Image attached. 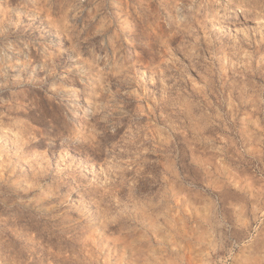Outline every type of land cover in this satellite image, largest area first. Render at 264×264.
<instances>
[{
    "label": "rangeland",
    "instance_id": "1",
    "mask_svg": "<svg viewBox=\"0 0 264 264\" xmlns=\"http://www.w3.org/2000/svg\"><path fill=\"white\" fill-rule=\"evenodd\" d=\"M178 2L0 0V142L40 183L0 175V264H264V0ZM87 78L99 146L54 154Z\"/></svg>",
    "mask_w": 264,
    "mask_h": 264
},
{
    "label": "clouds",
    "instance_id": "2",
    "mask_svg": "<svg viewBox=\"0 0 264 264\" xmlns=\"http://www.w3.org/2000/svg\"><path fill=\"white\" fill-rule=\"evenodd\" d=\"M45 7H47V0H45ZM173 7L177 8V10L180 9L181 5L178 0ZM182 24L190 27V25L187 24L186 18H182L181 24H178L177 28L181 27ZM117 51H119V49H117ZM80 58L83 59V56ZM85 62L88 63V61ZM57 79H59V77H57ZM73 80H75L74 77ZM95 88L96 85L92 78L80 81L78 86L74 84L70 89L65 90L68 91L71 96L70 104L66 105L63 109L56 110L60 115L53 113L51 119L45 116L47 123L41 135L46 145L53 150L54 154L57 145L75 149L80 146L82 140L91 139L96 146H99V141L96 140V137L101 136L103 133L97 131V124L100 121H105L106 125L107 117L99 116L101 110L99 106H97L96 111H93L95 102L92 100V97L95 94ZM81 100H83L84 103H81ZM21 107L24 106L21 105ZM97 116H99V120L93 123L91 118ZM10 130L11 129L6 126L5 131ZM105 130H107V126ZM13 135L17 137V140L14 142L16 146L14 151L9 152L6 149V142H0V161H2V163H0V169H2L0 175H2L3 172H7L9 176H17V170L19 169V179L27 181L31 175L32 182L30 188H39V178L25 171V166H27L29 161L26 159L27 154L24 152L23 144L21 143L22 136L18 132L13 133ZM49 182L50 181H45V186H47ZM5 183H7V180H5ZM51 183L53 189L50 191L49 196H55V181L51 180ZM49 196L43 197V199H48Z\"/></svg>",
    "mask_w": 264,
    "mask_h": 264
}]
</instances>
